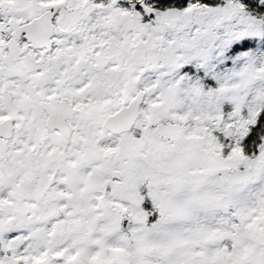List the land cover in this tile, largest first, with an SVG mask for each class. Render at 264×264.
I'll use <instances>...</instances> for the list:
<instances>
[{"label": "snow or ice", "instance_id": "6c2138e0", "mask_svg": "<svg viewBox=\"0 0 264 264\" xmlns=\"http://www.w3.org/2000/svg\"><path fill=\"white\" fill-rule=\"evenodd\" d=\"M0 264H264V0H0Z\"/></svg>", "mask_w": 264, "mask_h": 264}]
</instances>
